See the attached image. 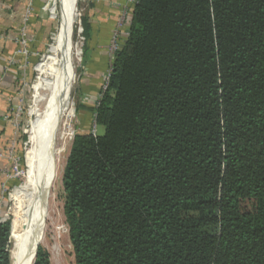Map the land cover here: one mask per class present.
I'll list each match as a JSON object with an SVG mask.
<instances>
[{
  "label": "trees",
  "instance_id": "obj_1",
  "mask_svg": "<svg viewBox=\"0 0 264 264\" xmlns=\"http://www.w3.org/2000/svg\"><path fill=\"white\" fill-rule=\"evenodd\" d=\"M128 19L104 132L64 171L76 264H264V0H135Z\"/></svg>",
  "mask_w": 264,
  "mask_h": 264
},
{
  "label": "rangeland",
  "instance_id": "obj_2",
  "mask_svg": "<svg viewBox=\"0 0 264 264\" xmlns=\"http://www.w3.org/2000/svg\"><path fill=\"white\" fill-rule=\"evenodd\" d=\"M52 7L53 15L50 11ZM88 11V2L85 0H78L73 26V44L76 45L75 47L79 46L82 52L81 60H76L74 62V81L70 94V108L73 110V116H65L62 118L61 129L59 131L60 135L58 134L57 137V147L58 149H61L62 152L59 156L60 167L58 175H60V178L57 184L58 194L56 196V202L58 204V216H61L62 219L57 223L59 224L57 228L48 227L44 242L39 246V248H42L43 251L49 255L50 264H76L74 250L69 236V226L64 212L66 194L63 187L64 171L75 136L85 133L99 135L104 132L103 128L97 125L96 109L99 103V96L105 90L104 87L109 65L105 67V70L98 71V75H100L97 76V78L100 79L98 81V93H89L87 87L85 88L87 85L85 74L88 72L89 66L84 63L85 48H87V46L82 25V20L87 16ZM42 13L46 20V27L44 25L40 27V29L35 30L34 33L32 32V34H35L32 39L33 47L31 52L33 54H30L29 62L26 60V62L21 63L23 68L20 69L21 77L18 84L19 100L15 107L16 111L13 115L14 128L16 130V143L15 148L10 147L9 149V158L14 157L11 173L12 183L3 189V202L0 207V219L10 221L12 224V230L16 217L12 213L14 202L11 199V195L15 189L21 186L24 182L25 173L27 171L26 152L31 144L32 130L35 128L36 124H38V121H40L39 115L41 106L38 104L37 93L35 92L40 77L38 70L48 61V59H50L48 55L50 49L59 42V0H49ZM27 21L28 19L23 22L24 27L28 25ZM124 21V19L121 20L119 25H122L120 27L118 26V29L122 28ZM113 57L114 56H112V58ZM96 73L97 72L94 74ZM15 151L17 154H15ZM245 207L251 209V204H246ZM15 246L16 241L12 237L11 232L10 253L12 264H14L13 252L15 251Z\"/></svg>",
  "mask_w": 264,
  "mask_h": 264
},
{
  "label": "bare ground",
  "instance_id": "obj_3",
  "mask_svg": "<svg viewBox=\"0 0 264 264\" xmlns=\"http://www.w3.org/2000/svg\"><path fill=\"white\" fill-rule=\"evenodd\" d=\"M76 4V0H59V42L50 49V59L38 70L35 92L41 106L40 121L32 130L26 152L24 182L11 195L12 213L16 217L12 230L16 241L14 264H33L36 246L44 242L48 227L57 228L62 219L56 202L62 152L57 147V137L62 118L73 116L70 94L74 62L81 60L82 52L73 44Z\"/></svg>",
  "mask_w": 264,
  "mask_h": 264
},
{
  "label": "crops",
  "instance_id": "obj_4",
  "mask_svg": "<svg viewBox=\"0 0 264 264\" xmlns=\"http://www.w3.org/2000/svg\"><path fill=\"white\" fill-rule=\"evenodd\" d=\"M48 1L0 0V207L3 202V189L12 183L14 157L9 158V149L15 148L16 143L13 115L19 100L18 84L21 77L20 69L23 68L21 63L26 60L29 62L30 54H33L31 49L35 34L32 32L34 33L44 25L46 27L42 11ZM85 1L89 5L86 17L90 26V38L86 41L88 50L86 64L89 70L85 74V81H87L85 88L87 87L89 93L97 94L100 80L97 78L100 76L98 71L105 70V67L111 64L110 45L114 34L119 33L121 45L126 41L130 13L127 12L124 15L127 0ZM53 7L50 9L52 15ZM29 10L28 25L24 27L23 22ZM122 19L125 21L122 28L118 29ZM23 33L26 34L25 37ZM24 48L28 52L27 55L17 54ZM95 72L97 73L94 74ZM15 154H17L16 151Z\"/></svg>",
  "mask_w": 264,
  "mask_h": 264
},
{
  "label": "built area",
  "instance_id": "obj_5",
  "mask_svg": "<svg viewBox=\"0 0 264 264\" xmlns=\"http://www.w3.org/2000/svg\"><path fill=\"white\" fill-rule=\"evenodd\" d=\"M126 4H127V5L125 6V14H126L127 12L130 13V9L134 6V4H135V0H127V3H126ZM29 14H30V10L27 11V15H26V17H25V21H26V19L28 18ZM121 25H122V24H120L119 27H120ZM24 31H25V30H24ZM25 35H26V34L23 33V37H25ZM23 39H25V38H23ZM23 44H24V45L26 44V41H25V40L23 41ZM120 47H121L120 38H119L118 33H116V34H114V36H113V38H112V40H111V45H110V57H111V60L114 58V57L112 58V56H115L116 52L119 50ZM17 54L27 55L28 52L26 51V48H24L22 51L17 52ZM111 64H112V62H111ZM111 64H110V66H109V70H108V74H107V79H106V82H105V87H104L105 90H104V92L101 93L100 96H99V103H100V101L102 100V98H103V96H104V93H105V91H106V89H107L108 78H109L110 73H111V70H112V69H111ZM99 103H98V106H99ZM0 222H5V220H4V219H3V220L0 219Z\"/></svg>",
  "mask_w": 264,
  "mask_h": 264
},
{
  "label": "water",
  "instance_id": "obj_6",
  "mask_svg": "<svg viewBox=\"0 0 264 264\" xmlns=\"http://www.w3.org/2000/svg\"><path fill=\"white\" fill-rule=\"evenodd\" d=\"M78 0H76V3H77ZM39 244L36 246V249H35V255H34V261H35V258L37 256V251H38V248H39ZM34 264V263H33Z\"/></svg>",
  "mask_w": 264,
  "mask_h": 264
}]
</instances>
